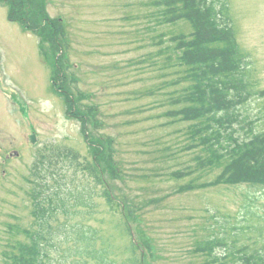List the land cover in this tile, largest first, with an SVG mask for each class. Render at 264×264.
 Returning <instances> with one entry per match:
<instances>
[{
    "label": "rangeland",
    "instance_id": "1",
    "mask_svg": "<svg viewBox=\"0 0 264 264\" xmlns=\"http://www.w3.org/2000/svg\"><path fill=\"white\" fill-rule=\"evenodd\" d=\"M148 2L46 0V12L49 18L62 17L65 22L70 43L63 60L66 85L77 94L92 95L84 103L99 107L102 132L116 140L114 156L123 171L118 185L124 192L128 189L131 197L147 202L144 228L158 247V263L203 264L205 256L192 251L197 242L262 220H246L245 203L253 193L246 186L174 193L189 177L176 180L172 172L194 166L195 153L186 149L190 143L184 133L187 124L168 123L172 117L165 115L179 106L171 94L178 93L181 85H167L178 77L177 67H165L163 56L154 54L170 44L172 34L187 33L190 28L182 23L155 24ZM228 8L239 46L249 54L252 76L264 88V0H229ZM7 12L0 2V264L10 237L8 226L27 227L32 222L26 178L40 150L67 148L89 155L79 121L51 89L53 69L41 53L48 52L47 45L41 50L38 36L8 21ZM161 34L165 36L157 44ZM151 90L155 93H148ZM241 112L255 130L264 129V98H250ZM32 133L35 144L29 139ZM255 193L253 210L261 217L264 193ZM96 200L93 212L82 220L110 237L121 260L128 244L122 220L101 198ZM118 221L120 226L115 228ZM259 237L252 232L237 245L258 252L264 249L256 243ZM216 252L224 257L222 245Z\"/></svg>",
    "mask_w": 264,
    "mask_h": 264
},
{
    "label": "trees",
    "instance_id": "2",
    "mask_svg": "<svg viewBox=\"0 0 264 264\" xmlns=\"http://www.w3.org/2000/svg\"><path fill=\"white\" fill-rule=\"evenodd\" d=\"M0 2L7 8L9 21L38 36L41 50L47 45L48 52L41 53L53 69V88L80 122L89 154L80 156L67 148L40 150L26 178L33 221L27 227L9 228L13 232L5 240L3 264H159L158 247L144 228L147 202L131 197L118 185L123 171L114 156L115 139L98 128V108L83 104L86 96L74 95L66 85L63 60L68 39L62 22L49 18L46 0ZM149 6L162 24L190 26L189 33L172 36L171 44L157 52L163 55L165 67H177L178 77L167 85H181L178 93L171 94L173 103L180 105L166 114L174 118L172 122L187 123L184 133L190 143L186 149L195 153V166L173 172L176 179L189 177L175 192L246 186L253 189L245 203L246 220H262L234 227L222 237L209 235L192 251L205 256L203 264H264V249L253 252L237 245L241 237L254 232L260 236L256 243L264 246V215L253 210L255 192L264 193V129L255 130L241 112L250 98H264V88L258 87L249 54L239 46L227 12L228 0H149ZM96 198L122 220L128 244L121 260L110 237L82 220L95 209ZM220 245L225 250L223 258L216 252Z\"/></svg>",
    "mask_w": 264,
    "mask_h": 264
},
{
    "label": "water",
    "instance_id": "3",
    "mask_svg": "<svg viewBox=\"0 0 264 264\" xmlns=\"http://www.w3.org/2000/svg\"><path fill=\"white\" fill-rule=\"evenodd\" d=\"M30 139H31V142H35V136L34 135H31V137H30Z\"/></svg>",
    "mask_w": 264,
    "mask_h": 264
}]
</instances>
